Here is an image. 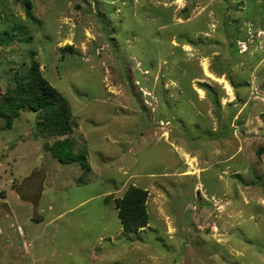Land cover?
<instances>
[{
    "label": "rangeland",
    "instance_id": "obj_1",
    "mask_svg": "<svg viewBox=\"0 0 264 264\" xmlns=\"http://www.w3.org/2000/svg\"><path fill=\"white\" fill-rule=\"evenodd\" d=\"M32 63L71 125L0 117V264H264V0H0V102Z\"/></svg>",
    "mask_w": 264,
    "mask_h": 264
},
{
    "label": "trees",
    "instance_id": "obj_2",
    "mask_svg": "<svg viewBox=\"0 0 264 264\" xmlns=\"http://www.w3.org/2000/svg\"><path fill=\"white\" fill-rule=\"evenodd\" d=\"M25 108L36 112L39 124L53 135L70 129V111L66 99L42 77L34 63L22 79L17 81L15 94L5 96L0 102V117L3 118L6 128L12 126L14 118ZM59 142L60 140L55 141V148ZM260 151L264 152V147ZM64 154L60 158L65 157ZM144 195L143 190L131 188L116 201L118 217L125 230H135L146 223L142 205Z\"/></svg>",
    "mask_w": 264,
    "mask_h": 264
}]
</instances>
